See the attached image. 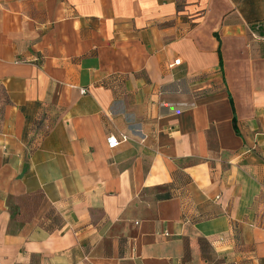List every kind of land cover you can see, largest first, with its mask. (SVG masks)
I'll list each match as a JSON object with an SVG mask.
<instances>
[{"label":"crops","instance_id":"1","mask_svg":"<svg viewBox=\"0 0 264 264\" xmlns=\"http://www.w3.org/2000/svg\"><path fill=\"white\" fill-rule=\"evenodd\" d=\"M0 264H264V0H0Z\"/></svg>","mask_w":264,"mask_h":264},{"label":"trees","instance_id":"2","mask_svg":"<svg viewBox=\"0 0 264 264\" xmlns=\"http://www.w3.org/2000/svg\"><path fill=\"white\" fill-rule=\"evenodd\" d=\"M27 106H30L29 110L27 109ZM41 106L42 103L37 101L34 103H29L28 105L22 107L23 112H25L26 114L25 138H28V144L31 146L36 145L38 143V140L42 138L47 133L48 129L51 127L48 123L49 119L45 118V116H35L37 113L36 111ZM27 135L30 136L28 137ZM201 246L203 248V252L208 249L207 242H205L204 240H202Z\"/></svg>","mask_w":264,"mask_h":264},{"label":"built area","instance_id":"3","mask_svg":"<svg viewBox=\"0 0 264 264\" xmlns=\"http://www.w3.org/2000/svg\"><path fill=\"white\" fill-rule=\"evenodd\" d=\"M81 92L85 93L86 90L85 89H81ZM107 139H108V142H109L110 146H116L119 143V139H117L115 136H109Z\"/></svg>","mask_w":264,"mask_h":264}]
</instances>
